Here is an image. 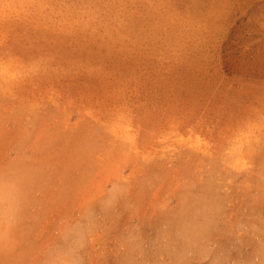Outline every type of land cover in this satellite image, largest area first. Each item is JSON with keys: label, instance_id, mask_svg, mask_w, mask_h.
<instances>
[{"label": "rangeland", "instance_id": "1", "mask_svg": "<svg viewBox=\"0 0 264 264\" xmlns=\"http://www.w3.org/2000/svg\"><path fill=\"white\" fill-rule=\"evenodd\" d=\"M263 3L0 0V264H264Z\"/></svg>", "mask_w": 264, "mask_h": 264}, {"label": "bare ground", "instance_id": "2", "mask_svg": "<svg viewBox=\"0 0 264 264\" xmlns=\"http://www.w3.org/2000/svg\"><path fill=\"white\" fill-rule=\"evenodd\" d=\"M264 4V3H263ZM264 6V5H263ZM3 12H4V10H3ZM0 17H3L4 15H2L3 13L1 12V10H0ZM8 15L10 16L11 15V13L10 12H8ZM8 17V16H7ZM17 17H19V15L17 14V15H15V16H13V20H17L16 18ZM2 23H4L3 21H1ZM7 23H15V22H12V20H11V22H7ZM0 25H2V24H0ZM14 25H16V24H14ZM250 128V127H249ZM253 128V127H252ZM254 129V128H253ZM255 131V130H254ZM258 131V130H257ZM257 131H256V133H257ZM246 132H250V131H246ZM247 136H248V134H246ZM250 136L252 135V134H249ZM253 137V136H252ZM260 137H261V135H260ZM120 139H118L117 141V143H120L121 145H127L129 148V150L127 151V153L130 151V149H132L133 148V146H134V141L135 140H133L128 134H126V135H122V137H119ZM249 138H251V137H249ZM254 138V137H253ZM263 139V138H262ZM251 140H253V139H251ZM241 141V140H240ZM246 141V140H245ZM241 143V142H240ZM239 143V141H238V144H239V150H240V152H243V144L241 145ZM258 142H256V144H257ZM249 144V143H248ZM260 146H261V144H259ZM196 146V149H203L202 148V146H200V145H195ZM245 146V145H244ZM253 146V145H252ZM252 146H251V148H252ZM194 148V147H193ZM205 150L207 149L206 147L204 148ZM182 150V149H181ZM249 152V151H248ZM206 154V153H205ZM255 155V154H254ZM150 179V178H149ZM152 184H154V183H152ZM147 185V184H146ZM208 186H209V184H208ZM215 186V185H214ZM212 190V189H211ZM216 192V191H215ZM213 194V193H212ZM207 197V196H206ZM205 197V198H206ZM209 200V199H208ZM213 200V199H212ZM212 200H210L211 202H212ZM225 200V199H224ZM214 201V200H213ZM222 202V201H221ZM200 207H201V205H199ZM188 207V206H187ZM194 208V207H193ZM187 210H189L188 208H186ZM198 209H200V208H198ZM214 209V208H213ZM184 210V209H183ZM183 212H186V211H183ZM189 212V211H188ZM187 212V213H188ZM198 212V211H197ZM219 212V211H218ZM191 213V212H190ZM208 213V212H207ZM207 213H205V212H201L200 214L199 213H197V214H199V215H193V216H191V220H195V218H199V216H202V217H204V218H206V219H208L207 217H209V216H212L213 214H207ZM214 213V212H213ZM185 214V213H184ZM192 214V213H191ZM196 214V213H195ZM200 221V220H199ZM175 223H176V221H174ZM187 222V221H186ZM186 222H185V224H186ZM177 223H180V226H182V224H181V222H177ZM188 224H190V227H188L187 229L189 230V231H187V232H184V236H187V237H194L195 238V235H198V237L200 236V235H202V234H204V233H207V229L209 228V226H210V223H209V221L208 220H206L203 224H199V225H196V223H194L193 221H190L189 222V220H188V222H187ZM184 224V225H185ZM183 228V227H182ZM183 230H185V228H183ZM183 230H181V228H180V230L179 231H183ZM206 231V232H205ZM182 234V233H181ZM205 235V234H204ZM209 235V234H208ZM207 236V235H206ZM204 236H202V238H203ZM201 239V238H200Z\"/></svg>", "mask_w": 264, "mask_h": 264}]
</instances>
